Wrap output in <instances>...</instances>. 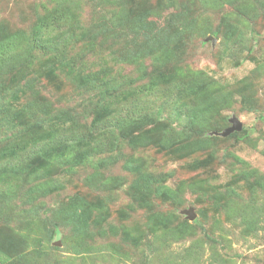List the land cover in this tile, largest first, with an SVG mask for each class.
<instances>
[{
	"label": "rangeland",
	"instance_id": "obj_1",
	"mask_svg": "<svg viewBox=\"0 0 264 264\" xmlns=\"http://www.w3.org/2000/svg\"><path fill=\"white\" fill-rule=\"evenodd\" d=\"M238 1L248 13L207 0H0V32L24 35L23 44L50 22L56 7L75 17L60 49L49 50L55 46L48 39L32 49L19 101H0L10 116L28 106V133L55 128L42 107L65 112L71 126L65 133L77 140L61 147L64 162L38 156L42 144L34 145L27 133L25 154L36 158L17 166L6 160L5 173L0 166L6 174L0 227L28 236L36 251L25 264H264V0ZM123 8L114 27L112 17ZM154 23L172 43L145 61L148 73L159 66L169 75L176 68L182 77L133 96L138 104L131 115H147L143 128L153 132L147 131L146 145L133 148L124 138L126 126L118 125L128 111L108 118L105 134L92 124L108 93L130 91L141 79L138 67L124 59L151 42ZM169 51L171 60L162 61ZM12 67H5L0 86L21 74ZM233 120L242 129L224 136ZM164 128L186 139L167 148ZM83 134L90 135V146L104 143L108 150L76 165L69 157L76 147L85 149ZM7 144L14 145L11 139ZM187 144L190 149H182ZM73 203L82 209L78 214ZM251 217L260 222L249 233Z\"/></svg>",
	"mask_w": 264,
	"mask_h": 264
},
{
	"label": "trees",
	"instance_id": "obj_2",
	"mask_svg": "<svg viewBox=\"0 0 264 264\" xmlns=\"http://www.w3.org/2000/svg\"><path fill=\"white\" fill-rule=\"evenodd\" d=\"M208 2L212 3L213 7H223L227 4L235 5L236 10L238 13H248L247 10L249 8L246 7V5H242L239 3L238 0H207ZM57 3V2H56ZM56 6V5H55ZM54 6V8H55ZM246 7V8H245ZM127 9L123 8L118 11L113 17H112V23L115 26H120L119 18L117 17L120 14H125L122 12H125ZM67 10H61L60 7H56L52 13L50 14V22L45 23L39 27V29L34 32L31 37L25 39V43L23 44L19 40H22V37L24 38V35H17V34H5L3 31L0 33V76H4L5 73V67H7L9 64L13 65V71L17 70L20 75L16 78L11 76L9 77L7 82L1 81L2 86H0V101L3 102L4 99H7L8 97H11L14 101H19V96L24 93L23 87L26 86V84L23 85V80L25 78V72L28 71V66L32 64L34 55H32L31 51L39 50L44 47V44L46 40H51V45L55 46L54 48L48 47L49 50H58L62 45H64V42L67 38V35L72 31V25H75V17L72 15H68ZM47 25V26H46ZM44 26V28H42ZM46 26V27H45ZM71 26V27H70ZM76 27V26H74ZM151 27V26H150ZM161 32H166L165 28H158L157 23H154L152 27L149 29L148 35L151 37V44H147L145 48H142L141 50H138V46H135V48L132 50H129L127 52V55L125 56L124 62L128 65H135L138 67L140 73H141V79L140 77L137 78V80L133 83V87L130 91L121 92L120 94H110L108 93L107 97L103 100L102 103H100L96 108V119L93 120L92 126H95V128L98 131H103L104 134L106 132L107 125L103 124L108 118L113 116L114 113L121 114L122 110H126L127 115L124 116L125 119L119 120L118 125L121 127L126 126L125 130V136L124 138L128 137L129 145L133 148L144 146L146 145L147 141V131L153 133L151 130H144V124L145 119H147V115L145 114H139V115H131V110L133 108V104H138L137 101L133 103V96H137L139 94H150L152 93L156 87H160V85L166 81H176V79L179 81L181 80L182 74L180 71L176 68L172 69V74H165L162 69L158 66L157 69L152 70L150 73L147 71V67L145 66V61L149 60V58H159L154 57L156 55L157 50L163 49L165 46L168 45L170 47V44L172 42H167V38L165 35H161ZM157 34V36H156ZM218 32H213V35H217ZM3 35V36H1ZM60 37H62L63 41L60 40ZM26 40L29 41L26 42ZM25 45H28V48L25 47ZM33 49V50H32ZM170 50V49H169ZM170 51H169V57H166V59L162 60L164 62H167L171 60L170 57ZM23 56V57H22ZM34 56V57H33ZM18 60H22L20 64L16 63ZM162 65H165V63L161 62ZM157 64V63H156ZM139 81H146L145 83L139 85ZM28 89V88H27ZM28 90H31L29 88ZM192 93V92H191ZM15 102V103H16ZM121 104H123L121 106ZM28 106H26L25 110L20 109L14 112L13 116H10L11 113L9 111H2L0 110V140H5L6 144L0 149L1 154L0 157H3V160L0 159V166H1V173H5L4 171H8V167L4 164L6 163V160L12 159L16 160V166L19 163H25L23 159H29L32 157V160H34L33 154L26 153L25 154V140L24 135L28 133V131L25 130L24 126L28 124V119L33 118L30 117V112H28L26 109ZM250 110H254V106L252 104H249L248 107ZM134 109V108H133ZM42 113L47 115L49 114L51 119H54V127L51 129L43 130V131H34L30 132L28 134L32 135V142L35 144L41 143L42 145L37 150L38 156L40 155L43 157L44 155H56L60 156L65 161V157L63 156L64 152L60 151L61 147L65 146V149L68 148L74 141L77 142L76 138H70L65 133L67 130L71 129L70 125H67V122L69 118H67L65 112L58 113L56 115L52 114V112L49 110V106L46 105L42 107ZM163 109H158L157 116L160 117L162 115ZM27 115L29 118H27ZM25 117V119H24ZM259 119L264 122V116L260 115ZM149 122V121H148ZM67 125V126H66ZM19 126V133L20 134H14V135H7L8 132L13 130ZM103 128V129H102ZM30 130V129H29ZM136 132L131 138L130 133ZM163 132L165 133V137L167 140V148H171L175 145L181 144L184 139H186L185 135H182L178 131H175L174 129H168L164 128ZM90 135L83 134L81 135V142L80 146H85V149H77V147L73 150L71 153V156L69 157L71 162H73L76 165L84 163L87 159H89L92 155L101 153L103 150H108V146H105L104 143L100 145H89L88 139ZM241 137V136H238ZM11 139L14 143L13 146H10L7 144V141ZM175 139V141L173 140ZM15 141L17 143L15 144ZM25 141V142H24ZM32 144V143H30ZM180 148V147H179ZM190 149V145H184L182 149ZM188 151V150H187ZM189 152V151H188ZM69 153V152H68ZM66 152V154H68ZM70 154V153H69ZM36 158V157H35ZM21 160V162H20ZM23 160V161H22ZM29 165L30 162H27ZM49 164V163H48ZM9 172V171H8ZM51 171H47L46 174H50ZM2 175V174H1ZM0 175V184H6L5 180H1L3 177H6V174L1 176ZM247 175V174H246ZM244 176V179H246L247 176ZM9 177V176H8ZM248 178V177H247ZM8 189V188H7ZM5 189H0V197L3 196ZM9 192L11 189L8 190ZM166 192L159 190V193ZM71 207L73 208V214H78L80 212L81 207H79L77 204H72ZM75 217V216H74ZM70 215L69 218H74ZM86 217L84 221H87ZM76 220V219H73ZM73 220H69V222H73ZM67 222V223H69ZM76 222V221H74ZM259 220H256L254 217H251L249 222L246 221V229L249 233H252L254 231L258 230L259 226ZM54 232L51 233L49 236H53ZM51 237H49L51 239ZM28 236L26 234H19L16 233V229L8 228L7 226L0 227V264H25L28 261V258L30 255H32L33 250L31 245L28 242ZM31 248V249H30ZM55 250H59L57 247L54 248ZM53 264H58V262H54Z\"/></svg>",
	"mask_w": 264,
	"mask_h": 264
},
{
	"label": "water",
	"instance_id": "obj_3",
	"mask_svg": "<svg viewBox=\"0 0 264 264\" xmlns=\"http://www.w3.org/2000/svg\"><path fill=\"white\" fill-rule=\"evenodd\" d=\"M214 39L212 38V41ZM242 129V124L238 121V120H233V125L232 127L226 129V131L223 133L224 136H228L230 133L234 132V131H240ZM191 214V219H194V215L191 213V211H188V214Z\"/></svg>",
	"mask_w": 264,
	"mask_h": 264
}]
</instances>
